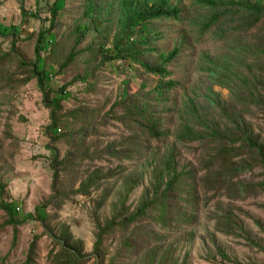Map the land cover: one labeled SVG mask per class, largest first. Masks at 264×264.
<instances>
[{
  "label": "rangeland",
  "instance_id": "obj_1",
  "mask_svg": "<svg viewBox=\"0 0 264 264\" xmlns=\"http://www.w3.org/2000/svg\"><path fill=\"white\" fill-rule=\"evenodd\" d=\"M119 1L113 0L116 5ZM54 2L55 0H0V24L6 31L15 34V38L0 36V57L11 53L13 39L21 38L23 42L19 44V52L27 63L33 64L36 61L37 38L42 28L49 29L52 26L49 7ZM83 4L84 0H67L66 7L60 12L61 15L56 19V27L53 29L55 39L52 44L56 47L41 52L44 62L42 66L46 71H52L49 86L55 92L67 86L66 93L58 94V99L62 98V119H68L66 122L61 120V132L69 134L79 131L80 136V131L83 130L86 139L85 147L79 148V156L85 154V157L78 160V167L73 169L72 165H69L66 170L60 168L61 183L58 187L61 194L57 195L56 199L51 198L54 195V172L51 168L53 154L49 146L58 148L60 160L65 159L73 148L64 140L57 144L52 143L53 135L48 131L51 113L43 103L38 81H26L31 74L27 69L32 67L22 68L15 58L6 63V60L0 62V179L4 185L0 192V202L15 205L18 222L16 230L13 225L7 223L9 218L6 212L0 210V264H24L35 237L38 239L33 254L34 264H57L51 253L55 249L56 252L59 251V247L42 222L35 218L36 208L46 201H51L46 210L50 226L58 234L62 227L67 226L74 241L83 245L82 253L85 259L82 264H97L93 256L98 232L94 213L103 190L113 189L105 205L98 210L104 226L106 217H110L113 212V203L118 200L117 193L124 191L122 176H126L130 171H138L141 175L140 167L149 165L154 158L161 160L171 149L176 150L180 170L185 167L194 169L198 172L197 177H202L201 159L204 149L201 144H184L179 142L177 137L178 130L186 118L182 112L186 108L187 98L204 105V95L214 91L227 103L236 100L230 90L234 79L221 80L217 76H211V70L216 64L223 63L227 57V60L234 64L236 56L247 54L235 51L232 40L218 35V31L226 25L216 24L206 31L201 29V24L209 13L204 0H171L173 6L182 10L180 18L153 22V28L162 34L161 40L155 43L157 48L167 53L173 52L175 47L180 49L177 57L169 64L171 74L165 79H173L179 84L170 91L169 102L161 104L160 109L156 102L153 104L154 111L176 107L169 117L163 115L161 127L162 130H168L167 137L158 138L147 131L131 128L128 122L117 118L105 120L104 116L124 91L128 80L126 89L132 94L140 89L142 82H147L149 88L153 89L159 77L150 75L141 68H138L137 72L136 69L126 72L127 62L118 60L100 66L94 80L89 78L88 82L80 81L76 78L84 74L83 59L91 57L89 52L82 53L75 63L63 68L62 63L75 44V37H70V34L77 20H81ZM23 7L30 14L25 16ZM22 25L27 28L23 30ZM257 35L258 33L252 30L248 35L238 36L237 40L245 45L248 42H256ZM92 37L93 35H88L77 50L85 49L92 42ZM152 59L156 61L157 54L153 53ZM100 61L101 57L97 62ZM241 70L248 74V69L236 64L235 73ZM227 75L230 77L228 73ZM91 81L94 82L93 85H89ZM83 106H86L89 116L94 112L93 119L74 122L68 117L72 111ZM244 109L251 111L246 117L254 125L255 131L263 135L264 140V113L254 106ZM117 111L122 113L120 109ZM58 133L60 134V130ZM132 142L133 147L141 148V153L135 154L132 160L102 153L110 146L115 148V151L126 152ZM121 167L124 169V175L119 176ZM99 168L104 169L105 173L114 171L117 177L103 181L104 186L91 188L85 194L79 193L87 174ZM151 170L152 168L148 169L149 174ZM148 173H145V180H140V183L144 181L145 186L149 182ZM262 180L260 170L244 175L242 181L245 185L254 184L255 187L252 194L236 201L225 197L219 203L214 199L213 193L206 195L202 192L198 218H191L188 223L172 222L167 229L151 219H143L127 229L117 228L108 232L103 240L102 264H150L152 262L148 252L157 246L169 250L168 261L163 264H264V192L256 186ZM142 191L143 186H137L126 205L132 209L137 207ZM190 208L189 213L193 210ZM228 208H234L239 222L244 225L245 232L238 236L218 232L216 221L212 219L215 212L223 213ZM179 209L186 210L182 203ZM136 231L138 235L132 238V233ZM128 238L132 242L129 243L133 244L131 249L126 246ZM219 250L229 259L222 256Z\"/></svg>",
  "mask_w": 264,
  "mask_h": 264
},
{
  "label": "trees",
  "instance_id": "obj_2",
  "mask_svg": "<svg viewBox=\"0 0 264 264\" xmlns=\"http://www.w3.org/2000/svg\"><path fill=\"white\" fill-rule=\"evenodd\" d=\"M66 2L67 0H55L49 7L52 14L50 17L52 26L49 29L42 28L40 30L35 48L36 61L33 64L27 63L19 52V44L23 42L21 38L13 39L11 53L0 57V62L6 60V63L15 58L22 68L32 67V69H27L31 74L26 78V81L29 82L33 79L38 81L43 94V103L51 113V124L48 131L53 135L52 143L57 144L60 140H64L73 148L65 159L60 160L58 148L49 146L53 154L51 168L54 172V195L51 197L52 199H56L57 195L61 194L58 187V184L61 183L60 168L66 170L69 165H72L73 169H76L78 160L85 157V154L79 156V148L86 145L83 130L80 131V136L79 131L69 134L61 132L62 98L58 99V94L66 93L67 86H63L59 92H55L48 84L52 71H46L42 66L44 62L41 52L56 47L52 44L55 39L53 29L56 27V19L61 15L60 12L66 7ZM204 4L209 13L202 22L201 29L206 31L216 24L226 25L224 29L218 31V35L232 40L231 43L235 51L247 54L236 56L234 64L230 63L227 57L223 63L216 64L215 68L211 70V76H217L221 80L234 79L231 82L230 90L236 100L227 103L214 91L204 95V105L197 104L196 100L192 98H187L186 108L182 112L186 118L178 130L177 137L178 141L184 144H201L204 149L201 159L202 177H197L198 172L194 169L185 167L180 170L174 149L162 156L161 160L154 158L149 165L140 167L141 175L138 174V171H130L125 176L124 169L120 168L119 176L124 175L122 176L124 191L117 193L118 200L113 203V212L110 217H106L104 226L101 223L98 210L105 205L113 189H104L97 200L98 205H96L94 215L98 232L93 255L97 264H102L104 261L102 251L104 236L114 229H127L143 219H151L167 229L172 222L176 224L188 223L189 219L198 218L202 192H205L206 195L213 193L214 199L219 203L225 197L236 201L253 192L252 189L255 185H245L242 180L244 175L254 173L256 170H260V176L263 177V180L256 186L264 192L263 135L257 133L254 125L248 121L246 114H250L251 111L244 109L254 106L258 111L264 113V1L204 0ZM83 8L81 20L80 22L77 20L70 34V37H75V44L62 63V67L67 68L71 63H75L77 57L83 55L82 53L89 52L91 57L83 59L84 74L76 78L80 81L88 82L89 78L94 80L100 66L118 60L127 62L126 72L134 69L137 72L138 68H141L150 75H158L159 79L153 89L149 88L147 82H142L140 89L132 94L126 89L129 85L128 80L126 83L128 85L125 86L124 91L104 118L105 120L117 118L128 122L131 128L136 127L158 138H166L168 130H162L163 127H161L164 121L163 115L169 117L176 107L163 108L162 111L159 109L161 104L169 102L170 91L177 88L179 84L173 79H165L170 76L168 66L177 57L180 49L175 47L171 53L160 51L155 43L161 40L162 34L153 28V22L169 18L178 19L182 10L173 6L171 0H120L117 5L113 0H84ZM23 9L25 16L30 14L25 10V7ZM21 28L24 30L27 27L22 25ZM18 29L20 30L19 27ZM252 30L258 33L255 38L256 42H248L244 45L237 40L238 36L248 35ZM88 35H93L92 42L85 49L78 51V46L86 40ZM0 36L15 38V34L6 31L1 24ZM153 53L157 54L156 61H152ZM99 57H101V61L98 63ZM236 64L248 69V74L243 70L235 73ZM93 84L94 82L91 81L89 85ZM154 102L159 107L156 111L153 110ZM119 109L122 111L121 114L117 111ZM68 117L72 118L74 122L76 120L86 122L94 118V112L89 116L86 106H83L72 111ZM66 121L68 119L63 122ZM79 143L81 144L79 145ZM133 144L132 142V145L128 146L126 152L115 151L116 149L110 146L102 153L116 155L121 159L127 157L132 160L135 154L141 153V148L139 146L135 148ZM146 168H152L150 174L148 169L145 170ZM146 172L149 182L145 186L144 181L140 183V180H145ZM114 173V171L105 173L104 169L100 168L91 171L87 174L78 192L85 194L91 188L104 186L103 181L117 177ZM140 185L143 186L140 201L137 207L132 209L126 203L134 189ZM3 189L4 185L0 179V192ZM50 203L51 201H46L43 205L38 206L35 218L42 222L54 243L59 247V251L56 252V249L52 251L51 257L57 264H82L85 259V255L82 253L83 245L79 241H74L68 227H62L58 234L50 226L46 215ZM181 203L186 210L180 211ZM190 207L193 208L191 213H189ZM0 210L6 212L9 218L7 223L13 225L17 230L15 205L9 202H0ZM219 212H215L212 218L216 221L218 232L228 236H238L245 232L244 225L239 222L234 208H228L223 213ZM136 235H138L137 231L132 233V238ZM148 237L151 238V235ZM37 239L38 237H35L33 240L24 264H34L33 254L37 247ZM129 242H131L129 238L126 239V246L131 249L133 244ZM251 243L256 245L253 241ZM168 252L169 250L162 249L160 246L149 250L148 256L152 262L150 264L156 261L159 264L165 263L168 261ZM219 253L229 259L222 250H219ZM235 264L241 263L235 262Z\"/></svg>",
  "mask_w": 264,
  "mask_h": 264
}]
</instances>
